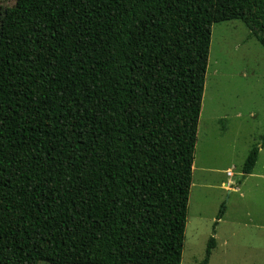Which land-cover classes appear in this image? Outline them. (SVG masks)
I'll return each mask as SVG.
<instances>
[{
    "label": "trees",
    "instance_id": "trees-1",
    "mask_svg": "<svg viewBox=\"0 0 264 264\" xmlns=\"http://www.w3.org/2000/svg\"><path fill=\"white\" fill-rule=\"evenodd\" d=\"M235 20L264 48V0L3 10L0 264H181L211 30Z\"/></svg>",
    "mask_w": 264,
    "mask_h": 264
},
{
    "label": "rangeland",
    "instance_id": "rangeland-1",
    "mask_svg": "<svg viewBox=\"0 0 264 264\" xmlns=\"http://www.w3.org/2000/svg\"><path fill=\"white\" fill-rule=\"evenodd\" d=\"M15 1L0 0V18L3 10L13 6ZM263 136L264 48L256 39L250 37L248 28L240 21L215 24L211 30L192 168L189 197L191 205L181 264H198L204 256L207 239L210 238L208 225L194 223L198 211L195 204L198 201L201 203L207 195L198 193L199 181L208 176L207 173L200 172V168L207 164L210 167L217 166L233 159L237 169L234 172H240L247 154L254 146L259 147L262 144ZM249 186L248 182L244 186V198L249 196L251 199L246 200V203L251 207L254 220H258L262 216L261 212H264L261 209L264 207V193L260 196L259 190L250 189ZM259 187L261 189L262 185L259 184ZM255 193L256 199L253 196ZM214 196L224 198L225 205H228V195L225 193L216 191ZM205 205L207 216L210 209L206 203ZM229 223L226 224L225 231L230 228ZM204 234L207 236H203ZM239 239L241 245L237 250L220 244L213 250L209 264H264V230L253 228L250 234L243 233Z\"/></svg>",
    "mask_w": 264,
    "mask_h": 264
},
{
    "label": "crops",
    "instance_id": "crops-1",
    "mask_svg": "<svg viewBox=\"0 0 264 264\" xmlns=\"http://www.w3.org/2000/svg\"><path fill=\"white\" fill-rule=\"evenodd\" d=\"M214 166L210 167L207 164L200 168V172L207 173L208 176L199 181V191H197L198 193H207V195L201 203L198 201L195 204L198 207V211L196 212L197 218L194 220V223L201 222L208 225L209 237H213L216 242L215 249L221 244L222 246L229 245L233 250H237L241 245L240 235L243 233L247 234V232L250 234L253 228L264 230V212H261L262 216L258 220H254L251 207L246 203V200L251 199H249V196L244 198V186L247 182L250 184V189L259 190L258 193L260 196L262 192L264 193V145L259 148L258 159L251 174L244 175L242 170L235 173L234 171L237 169L233 159ZM232 170L233 172H231ZM259 184L262 185L261 189ZM216 191L228 195V205H225L224 198L220 199L218 196H214ZM253 196L256 199L257 194L255 193ZM243 199L245 200L242 203ZM205 203L210 209L209 215L207 216L204 211ZM190 205L191 200L189 199L188 210ZM222 206H224V212L218 219V214ZM261 209H264V207ZM228 222H230V228L228 231H225ZM203 236L207 235L204 234Z\"/></svg>",
    "mask_w": 264,
    "mask_h": 264
}]
</instances>
